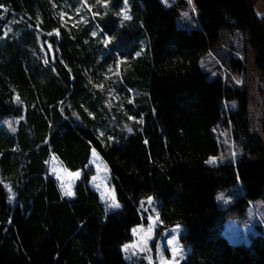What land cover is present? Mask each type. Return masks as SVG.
I'll list each match as a JSON object with an SVG mask.
<instances>
[{
    "label": "trees",
    "instance_id": "16d2710c",
    "mask_svg": "<svg viewBox=\"0 0 264 264\" xmlns=\"http://www.w3.org/2000/svg\"><path fill=\"white\" fill-rule=\"evenodd\" d=\"M64 1L77 0H0V124L18 119L16 131L0 128V264H129L121 245L146 220L149 197L163 226H186L191 250L180 264H264V235L233 244L223 233L229 219L247 223L251 201H264V139L250 130L242 83L209 79L199 65L221 28L248 30L264 75L258 0H192L190 30L176 25L181 1L128 0L125 21L123 0H85L89 14L76 25L62 15ZM144 41L145 56H134ZM226 65L231 74L244 64L231 54ZM231 99L238 106L225 111ZM261 118L264 131V109ZM221 124L243 152L207 165L224 148L214 131ZM91 148L112 175L116 211L89 185ZM50 155L80 172L74 196L49 174ZM235 187L239 197L220 208L217 192Z\"/></svg>",
    "mask_w": 264,
    "mask_h": 264
},
{
    "label": "rangeland",
    "instance_id": "374dc122",
    "mask_svg": "<svg viewBox=\"0 0 264 264\" xmlns=\"http://www.w3.org/2000/svg\"><path fill=\"white\" fill-rule=\"evenodd\" d=\"M128 1V0H127ZM165 6L176 5L182 3L178 8L179 14L176 18V25L186 30L195 29L198 27L196 20V13L193 11V4H189L188 0H160ZM262 7L261 0L257 1L256 12L261 15L260 9ZM91 5L88 1H64L61 6V13L67 18L71 24L76 25L78 22H85L89 14ZM120 16L123 20L124 14L130 16L128 2L122 1L119 8ZM184 13H188L186 17ZM128 20V19H127ZM248 30L243 32L242 30L230 31L227 28H221L219 30V41L211 46L199 59V65L202 71L207 73L209 79L213 78L217 74L229 78L232 82L241 84L247 92V108L249 113L250 130L255 131L259 136L264 139L262 112L264 109V75L254 65L252 48L247 41ZM103 42L106 41V37L102 36ZM148 42V41H147ZM146 41L140 44V47L136 49L138 56L144 57L148 50V44ZM46 47H49L47 45ZM123 49L130 50V45L121 44ZM50 51V49H49ZM233 54L239 57L243 61V69L238 73L228 74V62L229 57ZM137 56V55H134ZM119 61L116 62L118 66ZM226 68V69H225ZM109 69V65L106 66V71ZM105 71V72H106ZM114 73V72H113ZM119 73V71H118ZM120 84H124V79L120 77ZM134 90V89H133ZM130 95V94H129ZM118 96V95H117ZM113 96V103L120 102L119 96ZM143 97V96H142ZM131 98V95H130ZM225 111L234 109L238 106L236 99L225 101ZM18 119L10 118L6 119L0 124L2 128L3 124L8 130L16 131ZM14 129V130H13ZM103 133V130H100ZM218 141L223 145V150L218 155L209 156V158H215L214 164L206 163L207 165H217L222 163L234 162L239 155L242 154V143H236L232 140L231 129L228 124H221L214 128ZM94 148H91L89 164L93 166L95 172L89 179V185L95 191L98 192L101 202L105 209L107 204L111 203L114 192V182L112 175L102 159L99 153ZM48 172L58 182L62 191L71 187L73 191L74 182L80 177V172H70L66 169L60 161L54 156L50 155L47 159ZM78 176L69 175V173H77ZM63 193V191H62ZM218 197H220L218 199ZM239 197L238 188L231 190H220L216 194V201L220 208L229 207ZM151 204L148 203V199H145L147 207L145 208L146 220H143L140 224L135 226L132 230V240L121 245V251L125 260L129 264H162L161 257L167 262V264H180L184 261L190 253V245L181 240L182 235L186 232V226L183 224H174L171 226H163L161 219L157 212L158 200L152 197ZM116 201L118 202L116 196ZM119 203V202H118ZM120 204V203H119ZM118 209L107 208V212H113ZM249 220L244 225L239 224L236 220L229 219L225 223V229L223 231L227 239L233 243L238 244L240 242H247L250 234L264 235V201L261 199L251 201L248 212ZM179 225V228L176 226ZM151 227V232H149ZM260 227L261 229H259ZM135 230V231H134ZM175 236L171 247L168 241ZM124 245H128L127 249H124ZM159 246V251L157 250ZM176 247L177 254L173 256L171 248Z\"/></svg>",
    "mask_w": 264,
    "mask_h": 264
},
{
    "label": "snow or ice",
    "instance_id": "6c2138e0",
    "mask_svg": "<svg viewBox=\"0 0 264 264\" xmlns=\"http://www.w3.org/2000/svg\"><path fill=\"white\" fill-rule=\"evenodd\" d=\"M99 2H100V0H97V3H99ZM126 2H127V0H125V3H126ZM188 3L191 5V4H192V0H188ZM0 7H3V6L0 5ZM4 10L7 11L6 8H5ZM193 11H195V8H194V7H193ZM62 15H63V14H62ZM184 15L187 17V16H188V13H184ZM123 18L126 19V20H127V19H131V17L128 16V15H126V14H124ZM58 34H59V33L57 32V35H58ZM92 35L95 36L96 33H92ZM111 39H112V37H106V42H111ZM49 48H51V45H49ZM139 54H140V53H137L136 55L138 56ZM44 63L47 64V63H48V60L45 59ZM17 101L19 102V97H17ZM128 118H129L130 120L135 119V117H132V116H129ZM13 130H14V129H13ZM128 131L131 132L132 129L129 128ZM109 139H111V137H109ZM145 143H147V140L145 141ZM93 155H95V150H93ZM215 162H216L215 158H209V160L206 161V163H210V164H214ZM69 175H75V176H78V175H79V172H77V173H69ZM5 187H8V186L6 185ZM62 191H63V195H64V196H67V197H72V196H74V192L72 191L71 187H68L67 189H63V188H62ZM9 192L11 193V188H10V187H9ZM12 198H13V196L10 195V196H9V200L11 201ZM219 198H220V197H218V199H219ZM152 199H153L152 197H149V198H148V203H149V204H151ZM141 204L143 205V201L141 202ZM120 207H121V205L116 201L115 196L113 195L111 203L107 204V208H116V209H118V208H120ZM107 208H106V210H107ZM179 227H180L179 225L176 226V228H179ZM134 231H135V230H134ZM149 232H151V227H149ZM175 239H176V237L173 236V237L168 241V244H169L170 247H171V245L173 244V241H174ZM127 247H128V245H124V249H125V250L127 249ZM157 250L159 251V246H157ZM177 250H178V249H177L176 247H172V248H171V251H172L173 256H175V255L177 254ZM161 260H162V264H167V262H165V261L163 260V257H161Z\"/></svg>",
    "mask_w": 264,
    "mask_h": 264
},
{
    "label": "crops",
    "instance_id": "0c3cea01",
    "mask_svg": "<svg viewBox=\"0 0 264 264\" xmlns=\"http://www.w3.org/2000/svg\"><path fill=\"white\" fill-rule=\"evenodd\" d=\"M261 2H262V7L260 8V4H259V9L261 11L260 13L264 14V0H261Z\"/></svg>",
    "mask_w": 264,
    "mask_h": 264
}]
</instances>
